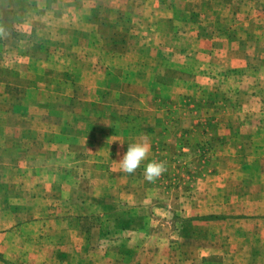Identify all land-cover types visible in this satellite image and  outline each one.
I'll use <instances>...</instances> for the list:
<instances>
[{
    "label": "rangeland",
    "instance_id": "374dc122",
    "mask_svg": "<svg viewBox=\"0 0 264 264\" xmlns=\"http://www.w3.org/2000/svg\"><path fill=\"white\" fill-rule=\"evenodd\" d=\"M39 1L0 38V264H264V0H173L152 50L118 56L48 36L84 26ZM102 92L117 116L88 111Z\"/></svg>",
    "mask_w": 264,
    "mask_h": 264
},
{
    "label": "crops",
    "instance_id": "0c3cea01",
    "mask_svg": "<svg viewBox=\"0 0 264 264\" xmlns=\"http://www.w3.org/2000/svg\"><path fill=\"white\" fill-rule=\"evenodd\" d=\"M118 1L42 0L47 10L53 15L52 18L61 20L65 13L67 15L75 14V22L84 26L81 27V30H76L72 27H62V29L58 28L55 31L48 30L49 32L47 35L52 37L61 36L64 38L73 37V43H79V53L94 51L106 54L111 52L112 49H110V46L116 44L123 47L122 51H124V53H128L130 48H135V53L137 52L138 54L149 53L152 49H150V45L145 43L144 40H147V36L158 35L153 32L156 31L155 26L156 20L158 19V13L156 12L158 10L175 12L172 7L174 5L173 0ZM37 3L40 4V1L0 0V38L6 40L13 35L17 37L18 32L14 30V25L16 21H18L17 19L20 18L21 14L27 13L29 8L32 9ZM147 8L149 11L148 14L145 15L144 12ZM171 19L174 20L175 15ZM86 26L89 28H86ZM9 51L10 50H7V52ZM140 65L144 66V64ZM148 67H150V65ZM100 93H98V95H100ZM98 95L95 97V102L100 103L101 99ZM65 147L68 150L67 143ZM228 218L229 217L224 214L209 213L196 216L193 219L203 222H216L224 221ZM182 245V243L178 242V249L181 248ZM216 259L218 260L217 262H215ZM177 261L178 264H224V260L218 255L192 254L187 251L178 253Z\"/></svg>",
    "mask_w": 264,
    "mask_h": 264
},
{
    "label": "clouds",
    "instance_id": "9594fccd",
    "mask_svg": "<svg viewBox=\"0 0 264 264\" xmlns=\"http://www.w3.org/2000/svg\"><path fill=\"white\" fill-rule=\"evenodd\" d=\"M120 145L123 146L122 143ZM150 152L151 145L144 138L128 144L126 152L118 160L120 170L127 174L135 173L142 162L148 158ZM117 155L120 154L117 153ZM166 170L165 162L152 160L146 164L143 175L145 180L155 182Z\"/></svg>",
    "mask_w": 264,
    "mask_h": 264
},
{
    "label": "trees",
    "instance_id": "16d2710c",
    "mask_svg": "<svg viewBox=\"0 0 264 264\" xmlns=\"http://www.w3.org/2000/svg\"><path fill=\"white\" fill-rule=\"evenodd\" d=\"M110 49H112L110 52V54L112 55L118 56L119 54L124 53V51H122L123 47L120 48V46L117 44L110 46ZM140 67L143 68V66H140ZM158 77L156 78V81L161 83V80L164 79L163 78L164 76H162V78L160 76ZM107 94H108L107 92H102V94L99 96L101 99L100 103H97V104L95 103L96 105L95 104H94L95 106L92 105L93 107L91 106L92 108L88 110L89 112H93L96 109V114L99 116L102 115L100 120H102V118H104L105 115L107 116L108 113H111V114H114V116H117V110L113 106L107 104ZM84 112L87 113V111H84ZM122 118H124V116L119 115L118 120H115L112 122L113 127H117L116 124H119Z\"/></svg>",
    "mask_w": 264,
    "mask_h": 264
}]
</instances>
